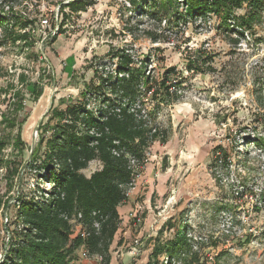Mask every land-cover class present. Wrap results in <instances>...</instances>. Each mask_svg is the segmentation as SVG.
Instances as JSON below:
<instances>
[{
    "label": "rangeland",
    "instance_id": "rangeland-1",
    "mask_svg": "<svg viewBox=\"0 0 264 264\" xmlns=\"http://www.w3.org/2000/svg\"><path fill=\"white\" fill-rule=\"evenodd\" d=\"M70 1L0 0V14L19 18L8 22L9 29L27 35L0 45V142H8L0 148V261L19 226L18 198L39 196L36 173L12 175L7 161H30L51 108L77 97L94 70L102 72L99 61L103 70L115 71L117 59L107 55L113 51L130 55L133 68H142L155 88L173 68L174 84L163 104L150 94L141 98L167 141L146 151L143 172L148 165L150 176L137 184L141 210L134 208L143 222L132 228L131 211H122L128 218L111 247L110 264H147L156 244L174 242L182 232L186 240L172 264H264V149L253 143H264V10L242 36L234 22L225 33L222 14L193 20L180 6L162 19L160 0H137L138 7L129 0H87L79 13L66 6ZM249 10L244 2L232 16L238 21ZM29 21L33 24L23 27ZM7 39L0 29V43ZM38 84L43 93L35 99ZM16 91L20 97L13 99ZM19 102L22 155L12 147L18 127L13 132L1 123L8 105ZM101 168L94 161L83 173L90 177ZM38 188L50 186L39 181ZM133 247L139 253L132 254ZM76 256L71 264H99L95 257L82 259L80 251ZM153 262L167 264V255Z\"/></svg>",
    "mask_w": 264,
    "mask_h": 264
},
{
    "label": "trees",
    "instance_id": "trees-1",
    "mask_svg": "<svg viewBox=\"0 0 264 264\" xmlns=\"http://www.w3.org/2000/svg\"><path fill=\"white\" fill-rule=\"evenodd\" d=\"M244 2L249 3L250 10L247 16L235 21L233 9ZM129 3L138 7L137 0H129ZM157 4L165 8L160 13L162 19L169 11H178L180 6L184 7L187 18L193 20H205L210 13L222 14L221 27L225 33L229 34L228 29L234 22L242 36L264 10V0H160ZM66 6L71 12L79 13L86 11L88 3L87 0H73ZM154 6V9L159 8ZM10 21L19 23V18L12 13L0 14L2 34L10 38L0 45L27 39L26 34L9 29ZM32 24L25 22L23 27ZM58 34H53L51 40L56 41ZM234 41L238 42V39ZM107 55L112 60L117 59L116 70H103L105 65L99 61L102 72L98 68L94 70V77L85 82L77 97L62 98L58 106L51 108L47 120L41 122L39 139L30 161L21 160L18 165L7 161L12 175L19 176L23 170V174L36 173L39 196L18 198L19 226L9 237L0 264H71L83 245L90 256L111 263V247L122 224L119 207L128 202L130 184L138 172L132 161L144 165L147 149L156 141L161 144L167 141L152 124L151 113L144 111L141 98L150 94L159 104L167 101L174 84L170 77L174 69H167L155 88L150 77L142 73V68H133L130 55L114 54L113 51ZM20 79L21 82L26 80L24 76ZM38 85L34 90L35 99L43 93L42 86ZM14 96L19 98L20 92L16 91L13 99ZM21 104L8 105V113L1 122L13 132L18 127L12 147L15 154L20 155L26 146L20 137ZM11 112L14 117L9 118ZM253 143L264 149L261 140ZM7 145L8 142H0L1 149ZM223 153L227 164V153ZM94 161H99L102 168L87 177L83 171ZM39 181H45L50 189L38 188ZM8 203L5 202L6 206ZM79 226L85 236L76 233ZM185 240L182 232L175 235L174 242L163 246L156 244L147 264H155L153 261L163 254L167 255V264H172Z\"/></svg>",
    "mask_w": 264,
    "mask_h": 264
},
{
    "label": "built area",
    "instance_id": "built-area-1",
    "mask_svg": "<svg viewBox=\"0 0 264 264\" xmlns=\"http://www.w3.org/2000/svg\"><path fill=\"white\" fill-rule=\"evenodd\" d=\"M43 25H47L48 24V20H44L43 22ZM146 163H147V158L145 159L144 161V165L140 166L136 161H132V166L135 168L137 172V175L134 177V179L132 180V183L130 184V191H129V194L130 192L134 191L135 188H136V185L138 184V181L141 179L142 177V173H143V170L146 166ZM129 194H128V197H129ZM129 220H130V226L132 228H140L141 227V224L143 222V219L141 217V214L139 213V210H132L129 214ZM96 227H98V225H96ZM82 233V236H85V234L83 233V231L81 230V227L79 226L76 230V233ZM136 244H138V241L136 240L135 241ZM131 253L132 254H137L139 253V250L137 249V247H133L132 250H131ZM80 256L82 259H85V260H90L92 258V256H90V254L88 253L87 249L85 246H83L81 249H80ZM96 260L98 261L99 264H103V260L101 257H95Z\"/></svg>",
    "mask_w": 264,
    "mask_h": 264
},
{
    "label": "crops",
    "instance_id": "crops-1",
    "mask_svg": "<svg viewBox=\"0 0 264 264\" xmlns=\"http://www.w3.org/2000/svg\"><path fill=\"white\" fill-rule=\"evenodd\" d=\"M150 169L151 168H149L148 165H147L146 171L142 173V177L138 181V184L142 183L145 179L148 180V177L150 176V171H151ZM140 189H141L140 186L137 185L135 190L132 191L131 194H129L128 202L124 206L119 207L120 214L122 213V211H123V213H126V212L129 213L130 211L134 210V208H138V209L141 210L140 202L138 201ZM123 218L124 219L128 218V215L125 216V217H122V219ZM125 235H126V237H128V233L127 232L125 233ZM115 242H116V240H115ZM145 252H148V250L145 251Z\"/></svg>",
    "mask_w": 264,
    "mask_h": 264
},
{
    "label": "water",
    "instance_id": "water-1",
    "mask_svg": "<svg viewBox=\"0 0 264 264\" xmlns=\"http://www.w3.org/2000/svg\"><path fill=\"white\" fill-rule=\"evenodd\" d=\"M32 153V152H31Z\"/></svg>",
    "mask_w": 264,
    "mask_h": 264
}]
</instances>
